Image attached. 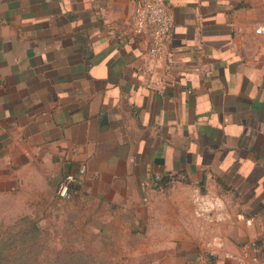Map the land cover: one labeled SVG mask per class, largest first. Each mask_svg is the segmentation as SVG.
<instances>
[{"label": "crops", "instance_id": "obj_1", "mask_svg": "<svg viewBox=\"0 0 264 264\" xmlns=\"http://www.w3.org/2000/svg\"><path fill=\"white\" fill-rule=\"evenodd\" d=\"M137 1L0 0V196L107 209L188 264H264V0H167L159 58Z\"/></svg>", "mask_w": 264, "mask_h": 264}, {"label": "rangeland", "instance_id": "obj_2", "mask_svg": "<svg viewBox=\"0 0 264 264\" xmlns=\"http://www.w3.org/2000/svg\"><path fill=\"white\" fill-rule=\"evenodd\" d=\"M22 202L0 196L4 258L24 264H188L174 257L173 247L157 246L155 228L129 229L124 217L121 223L112 221L107 209L99 221L96 214H84L85 221L76 222L75 212L73 221L62 216L67 212L63 206H56L58 214L48 219L44 212L36 217L22 213L27 207Z\"/></svg>", "mask_w": 264, "mask_h": 264}, {"label": "built area", "instance_id": "obj_3", "mask_svg": "<svg viewBox=\"0 0 264 264\" xmlns=\"http://www.w3.org/2000/svg\"><path fill=\"white\" fill-rule=\"evenodd\" d=\"M134 30L138 34H148L151 38L149 55L159 58L163 55L170 41L174 27V18L169 12L167 0H138L134 12ZM258 32H264L262 27ZM159 180L160 176L156 175ZM76 178L68 175L57 185L56 193L60 200L68 201L72 198L73 185ZM256 247V244H252Z\"/></svg>", "mask_w": 264, "mask_h": 264}, {"label": "trees", "instance_id": "obj_4", "mask_svg": "<svg viewBox=\"0 0 264 264\" xmlns=\"http://www.w3.org/2000/svg\"><path fill=\"white\" fill-rule=\"evenodd\" d=\"M2 250L0 249V254H1ZM0 264H24L23 262H18V261H14L12 259H8L7 257L4 258L2 256H0Z\"/></svg>", "mask_w": 264, "mask_h": 264}]
</instances>
